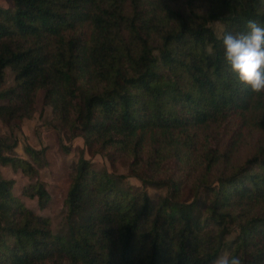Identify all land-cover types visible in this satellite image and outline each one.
<instances>
[{"label": "trees", "instance_id": "trees-1", "mask_svg": "<svg viewBox=\"0 0 264 264\" xmlns=\"http://www.w3.org/2000/svg\"><path fill=\"white\" fill-rule=\"evenodd\" d=\"M10 1L0 8V264H213L223 250L264 264V93L238 81L222 42L249 21L264 27V0ZM40 90L49 125L113 166L124 159L164 195L153 202L80 157L65 229L53 232L22 199L45 208V183L16 195L1 170L32 179L44 163L28 145L31 160L14 151ZM246 128L258 137L243 157Z\"/></svg>", "mask_w": 264, "mask_h": 264}, {"label": "rangeland", "instance_id": "rangeland-1", "mask_svg": "<svg viewBox=\"0 0 264 264\" xmlns=\"http://www.w3.org/2000/svg\"><path fill=\"white\" fill-rule=\"evenodd\" d=\"M10 0H0V8H5L10 5ZM217 34H220L223 26L219 22L212 24ZM14 74L7 68L4 87L13 84ZM43 91L40 90L36 97L35 112L31 118L24 119L20 127L14 130L17 136L18 144L14 151L22 157H28L25 153V146L28 145L35 150L41 151L40 162H44L38 167V175L32 179L20 173L13 171L11 167H2V173L5 177L15 180L14 193L20 195V189L30 181L36 179L45 183V187L50 195V200L45 208H39L36 198L22 196L23 201L39 214L48 216L51 219L52 230L55 233L65 229V208L63 200L69 188L72 176L76 172L77 161L80 157L86 159L95 170L105 169L107 172L115 175H123L120 184L123 187L131 186L134 189L144 190L147 192L153 202L157 201L161 195H164L165 189L154 187H143L141 181L130 175L129 168L124 159H120L114 166L110 164L107 157L100 153L89 152L83 143L81 137H75L68 140L67 135L53 128L50 123L51 110L50 107L42 104ZM0 133L8 134L9 130L0 122ZM258 133L250 131L246 128L238 149L241 156H245L251 149L252 143L257 139ZM62 147H67L65 150ZM29 160L30 157H28ZM184 200H190L192 195L188 188L183 191ZM234 233H231L228 238H231ZM227 255V251L223 250L220 254Z\"/></svg>", "mask_w": 264, "mask_h": 264}, {"label": "clouds", "instance_id": "clouds-1", "mask_svg": "<svg viewBox=\"0 0 264 264\" xmlns=\"http://www.w3.org/2000/svg\"><path fill=\"white\" fill-rule=\"evenodd\" d=\"M224 58L231 72L253 93H264V27L249 21L247 32L222 38ZM213 264H242L237 256L221 255Z\"/></svg>", "mask_w": 264, "mask_h": 264}]
</instances>
